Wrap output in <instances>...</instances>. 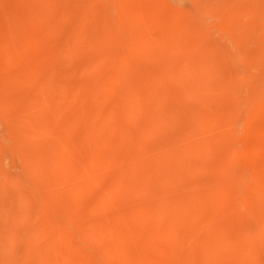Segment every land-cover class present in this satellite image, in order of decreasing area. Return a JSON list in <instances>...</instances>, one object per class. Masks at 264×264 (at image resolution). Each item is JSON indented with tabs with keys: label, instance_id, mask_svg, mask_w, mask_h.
<instances>
[{
	"label": "bare ground",
	"instance_id": "obj_1",
	"mask_svg": "<svg viewBox=\"0 0 264 264\" xmlns=\"http://www.w3.org/2000/svg\"><path fill=\"white\" fill-rule=\"evenodd\" d=\"M121 1L123 0H71L70 2L67 0L66 3L69 2V4L64 5V8L61 5L55 6L57 10H53L54 3L49 1L51 6L47 7H52L51 9L57 12V16L54 14L55 12L53 13L56 20L52 18L53 15L50 17L53 19V26L55 23L54 31L56 32L45 31L47 35L45 39L61 41L59 43L62 47L53 53L55 56L58 53L56 58H59L60 53L66 57L75 55L80 52L76 51V47L81 43H84L86 50L83 54L86 61L80 67L83 72H89V76L80 82L85 90L86 98L76 104L72 117L67 119L68 122L64 123L62 118L60 119L59 104L56 102L58 96L69 95L65 88L69 87L67 78L58 79L63 72L62 69L64 70L63 64L62 72H58L60 66L58 59L53 60L49 53L48 56L51 57L46 58L45 50L44 52L42 50L44 54L38 55L41 58L37 59L36 57L37 60L31 62L32 66L29 64L28 67L25 64L28 69L24 67L21 69V71L25 69L26 71L6 72L10 77L5 80V87H3H9L10 90L15 86L25 91V95L21 91L23 97L19 99L22 100L23 109L20 112L15 110L18 113L16 117L19 121L18 132H16L19 142L16 141V145L24 149L23 144L26 143V146L30 142H36L40 147L33 149L32 143L31 150L28 149L24 152L22 149V151L19 150V153L23 152L26 155V157L23 156L26 158V168H22L26 169L25 174L21 175L22 173L19 172L21 169H19V173L17 172L19 164H17V160L20 162L22 159L19 158L21 157L18 159L14 157L16 160L10 158L8 174L5 179L2 178L1 185L13 182L14 187L26 184L27 181L31 182L32 186L28 191L31 189L30 192L34 196L29 195V198L27 195L30 193L24 194L21 191L23 186L22 188L20 186L18 188L20 191H16V193L14 191L13 195L9 193L11 196L7 194L8 196L4 197L2 202L0 200V242L11 245L12 240L16 238L24 245V249H19L20 252L15 251L16 248L13 251L5 247V250L0 251V257L3 256L0 264H97V259L93 257L94 254L92 256L87 252L84 256L78 255L74 250V242L76 241L75 236H78L79 242L87 248L90 246L89 244L92 245L91 239H97L99 235L104 241L100 242L102 244L96 245H101L100 247L106 253V255L102 254L105 256V261L103 260L102 263L264 264V178L255 181L253 188L250 189L252 192L247 194L245 199L241 198V201L236 202L237 197L234 195L238 196L240 187L234 184L231 186V183L228 185L225 180V182L221 180L229 186L226 188L224 184L225 188L222 189L220 181H211V175L202 181L195 177L196 174L203 173L210 168L206 160L213 156L214 152H217L214 150L216 146L217 148L219 146L218 152L222 158L225 159L229 155L230 160L231 148L228 143L225 144L226 137L231 134L228 125L230 122L235 124L233 120L240 119V113L238 114L236 109V104L239 103L235 102V104L230 99L229 87L232 80L227 73L229 71L225 70V66L229 64H226L228 62L226 51L231 54L237 65L246 66L249 64V61L247 63L246 60L249 57L254 58V53L251 56L253 52L251 48L250 50L238 49L236 42L245 37L246 41L252 45L263 43L250 31L255 25L253 17L259 13L256 5L257 0H246V2L244 0V2L240 1L235 5L229 4L228 0H161L163 6L155 9L144 10L139 5L130 9L123 7V14L125 13L129 17L128 21L130 20L127 24L128 29L124 28L128 30L127 39L136 40L137 38L143 42L142 49L131 50L136 56H141L145 52L142 51L143 49L153 48L154 41L145 34L149 26L147 23L149 19L158 20L157 26L160 28L161 34L172 31L187 42L181 62L168 60L159 52H155L152 60L157 61L160 56L159 66L156 65L153 71H147L145 68L139 69L136 74L123 73L124 71L114 66L116 55L111 50L117 49L123 44L122 37L118 32L120 30L112 28L105 31V47L100 52L107 56L104 66L89 59L88 47L92 49L93 44L90 40L92 31H95V28L92 29L90 25L93 22L92 18H95L96 10L100 9L98 3L108 6L111 2ZM166 3L171 7H167ZM200 11L205 16L207 14L219 19L220 26L217 31L219 35L214 32L208 34L209 36L203 34L202 23L196 21V16L200 15ZM31 12L33 13V9ZM41 12L39 11V14ZM25 13L27 12L25 11ZM28 15L29 20L31 13ZM32 21L36 23V20ZM37 21L39 22V20ZM35 23L34 25H36ZM47 23L49 22H44L45 26H50L51 23ZM124 25L126 27V24ZM191 31L194 35L192 38L188 39L182 36L183 32ZM30 32L32 31L30 30ZM25 33L28 34L26 31ZM8 34L9 32L4 37L2 36L0 43V61H2L0 63L4 66L11 62L16 63L17 59L19 62L21 57V61L28 57L26 53L24 54L26 57L21 54L19 57V50L16 52L15 39L13 41L10 38L11 34L9 36ZM222 36L228 37V40L221 44ZM48 41L47 44H49ZM246 41L245 43L249 44ZM57 42L56 44H59ZM37 43L38 41L35 42V44ZM244 47H246L245 44ZM68 59L71 61L74 58L69 57ZM38 64L41 66L38 68L40 71L33 66ZM68 64L70 66V63ZM75 65L79 67L80 64ZM10 67L12 66L10 65ZM255 67L252 70L256 71L258 67ZM248 68L250 67L248 66ZM185 70L192 71L195 76V81L191 85H186L179 78ZM69 71H71L70 68ZM249 72L247 71V74ZM200 73H202L201 76H206L201 81ZM66 74L69 75V73ZM54 76L57 78L54 79ZM252 87H248V89L251 88V91L243 96V102L238 105V107L240 105L252 107L249 114L244 112L246 116H243L245 118L243 119L244 130H247L250 123L261 114L260 111L264 106V84ZM254 93H256L255 97ZM1 95L3 96V94ZM109 96H112L114 100L110 106H106L105 98ZM219 96H224L226 100L229 97V101H226L224 106L218 107L217 98ZM209 99L216 102V104L214 103L216 107L214 104L212 105L215 108L213 110L207 105L211 101L207 103ZM15 101L17 102V100ZM2 102L0 103L1 107L4 103ZM17 103L12 104L15 107ZM4 115L6 117L1 116L0 123H5L7 115L6 113ZM9 117L11 116L9 115ZM3 123L2 125L6 124ZM7 123L9 122L7 121ZM128 123L132 127L127 125ZM169 127L182 132L184 137L175 139L171 135V137L167 136L165 131ZM8 129L10 132V127ZM8 134L10 135V133ZM72 134H74L73 137ZM14 135L13 137H15ZM164 136L166 137L165 144L156 146L152 152L149 151L150 154L145 155L143 151H140L142 144L147 139ZM21 142L24 143L21 144ZM122 143H131L134 147L125 148ZM120 144L123 147L119 146ZM12 145L17 148L14 143ZM146 146L144 145V147ZM15 147H11V149ZM12 155L15 154L11 153L10 156ZM114 168L116 172L112 173L110 178L105 179L104 176L106 177L107 173L114 171ZM216 171L221 173L222 170ZM242 171L243 173L240 171L241 175H245L244 168ZM248 171L250 170L248 169ZM236 173L239 174L238 171ZM252 174H254L253 170L250 172V177ZM241 178L239 176L235 181ZM243 181H246L245 178ZM93 185L99 186L100 189L92 192ZM4 186L7 187V185ZM84 194L90 195L91 209L97 215L79 221L80 206L76 199ZM228 194H231L230 198L235 197V199L232 198L233 201H230ZM243 194L245 195V192ZM31 197H35V200L38 201L33 200V202ZM39 197L41 198L39 199ZM247 203L250 206L252 203L257 205L255 211L252 209L251 216L256 224L243 228L242 226L245 225H242L240 228L236 224L242 222L241 219L245 214L242 215V212L235 211V207L244 208L247 207ZM252 207L248 206V210ZM245 208L244 212L246 213ZM49 210H52V216L48 215ZM248 212L246 217L251 211ZM29 219H32L31 221L35 219L38 221V225L33 228H15L17 222ZM242 223L244 224V222ZM134 239L137 243L139 241L138 245H135L136 242L135 246L130 245ZM98 251L95 253L98 256L95 257H103L98 254ZM100 262L98 258V264Z\"/></svg>",
	"mask_w": 264,
	"mask_h": 264
},
{
	"label": "rangeland",
	"instance_id": "obj_2",
	"mask_svg": "<svg viewBox=\"0 0 264 264\" xmlns=\"http://www.w3.org/2000/svg\"><path fill=\"white\" fill-rule=\"evenodd\" d=\"M39 1V3H36V2H38ZM38 1H36V0H0V43H1V41H2V36L4 37V35H7V33L9 32V34H8V36L10 35V38H12L13 39V41H14V39H15V41H14V43L15 44H17V48H16V52H18V50H19V52H20V50H23V52H18V55H19V57H21V56H25L26 57V55L28 56V57H26L27 59L30 57L31 59H24V60H22L21 61V59H22V57L21 58H19L20 60H19V62H18V59H17V61H16V63L14 62V64H13V62H11L10 64H5L6 66H4V64L2 65V63H0L1 64V66H0V72L3 74V75H0V83H2V84H0V103L2 102L3 104H2V106L3 107H1L0 106V109H1V115H0V118H1V116H3V118H4V114L6 113V115H7V118H5V120L6 121H4L5 123H3V122H1L0 124L2 125V123L3 124H5V125H0V200H1V202L5 199L4 197H7L8 195H10L9 193H12L11 195H13V193H14V191H15V193H16V191H20L18 188L21 186V188H22V186H23V190L21 189V191H23V193L24 194H28V193H30V194H28L27 196H32L33 194L30 192L31 191V189H30V191H28L29 190V188H31V186H32V184H31V182H29V181H27L26 182V184H21L20 186L19 185H17L18 187H14L13 185H15L13 182H10V183H6V184H4L3 183V185H1L2 183H1V181L3 180V179H5V176L8 174V170H9V166H10V160L13 158V160L15 159L14 157H17L16 159H18L19 157H21V158H19L21 161L19 162L18 160H17V164H18V169H17V167H16V169H17V172L19 171V169H21L19 172H21L20 174L21 175H23V174H25L26 173V169H22V168H26L25 167V160H26V158H24L23 156H25L26 157V155H24V151L25 150H31L32 149V146H33V149H38L40 146L35 142H30V143H28L26 146H25V144H23L22 142H21V144H23V146H24V149H22L21 148V146H19V148H18V146L16 145V141L17 142H19L18 141V139H17V135H16V132H18V120H17V117H16V115L18 114L17 113V111H15V110H18V112H20L22 109H23V103H22V100H19V99H21L23 96H21L22 94H21V91H22V89H19V88H16L15 86H13L12 88H10V90H9V87H6V88H4L5 86H4V82H5V80L6 79H9V77H10V75L8 74V73H6V72H19V70H20V72H24V71H26V69H28L27 68V66L29 65V64H31V66H32V63L31 62H34V60H37V59H39V58H41V57H39L40 55L42 56L44 53V50H45V54H46V58H48V57H51L52 56V58H53V60L54 59H58V61H59V71L58 72H60L61 71V69L63 68V64H64V70L62 69V73L59 75V77H58V79L59 80H63V79H65V78H67V85H69V87L68 86H66L65 88L67 89V91L69 92V93H67V95L68 96H64V95H62V96H58L57 97V99H56V102L59 104V109H60V111H59V115H61V117H60V119L62 118V121H64V123H65V121H67L68 122V120H69V118H71L72 117V115H73V111H74V108L76 107V104H79V103H81L82 101H83V99L84 98H86V95H85V90H83L84 88H83V86L82 85H80V82H83L82 80L83 79H86V77H88L89 76V72H83L81 69H80V67H81V64H83V62H85L86 61V59H84L83 58V54H84V51H86L85 50V45H84V43H81L78 47H76V51L78 52V51H80V52H78V53H76L75 55H77V56H75L74 54H72V55H67V57L66 56H64L63 54H59V58H60V60H59V58H56V57H58V53H57V55L55 56L53 53H56L57 51H59L60 50V48L62 47V45L60 44L61 43V41L58 39V42L57 43H59V41H60V43L59 44H56V42L55 41H48V40H46L45 39V37L47 36L46 35V32L45 31H49V30H51L53 33L54 32H56V31H54L55 30V23H54V26H53V19H55L56 20V16H57V12L56 11H53V10H57V7H55V6H58V5H61L63 8H64V5H68L69 4V2L71 1V0H69V2L68 3H66V1L67 0H47L46 1V3H45V0H38ZM49 1H52L51 3L53 4V10L51 9L52 7H50V8H48L47 6H51V5H49L50 4V2ZM54 1V2H53ZM55 1H56V3H55ZM240 1H243L244 2V0H231V1H229L228 0V3L229 4H231V5H235L236 3H238V2H240ZM258 1V2H257ZM256 1V5H257V8H258V11H259V13H257L256 15H255V17H253L254 18V20H253V23L256 25H254V27H253V29L252 30H250L251 32H253L254 33V35H256L257 37H258V39H260L261 41H263V43L262 44H257V45H252L250 42H248V41H246V39H245V37L241 40H238V42H236V44L238 45V49H242V50H250V48H251V50L253 51H251L252 53H251V56H252V54H253V57L254 58H252V57H249V59H247L246 61H247V63H248V61H249V64H247L246 66L245 65H237L236 64V62H234V59L232 58V56H231V54L230 53H228V51H226V56L228 57V59H227V61L228 62H226V64L227 63H229V64H227L226 66H225V70L227 71H229V72H227L228 73V75H230V79L232 80L231 81V85H230V87H229V89H230V91L229 92H231V97H230V99L232 100H230L231 102H238L239 104H241L242 102H243V100L242 99H244V95L245 94H249V92L251 91V88H253L252 86H255V85H263L264 84V72H263V69H264V0H257ZM47 2H48V4H47ZM245 2H246V0H245ZM43 3H45L44 5H46L45 7H44V5H42ZM57 4V5H56ZM99 5H98V7L100 8V9H97L96 10V13H95V18L93 19L92 18V20H93V22H91V25L90 26H92V29H94L95 28V31H92V34H91V40H90V42H91V44H93L92 45V49L91 48H89L88 47V53L90 54L89 55V59H91V60H95V63L96 62H98V63H101V66H104L105 64H106V54L105 53H103V54H100V52L104 49V47H105V45H104V34H105V31H108L109 29H112L113 28V30H120V31H118L120 34V37H122L121 39H122V43L123 44H121V47H118L117 49H113V50H111V52H115V55H116V62L114 63V66H116V67H118V68H120L122 71H124L123 73H127L128 72V74H136L137 73V71L139 70V69H146L147 71H153L154 70V68H156V65L157 66H159V60L161 59L160 58V56H159V58H158V60L157 61H154V60H152L153 59V56H154V53L155 52H159L160 53V55L161 56H164L166 59H168V60H173V61H176V62H181V59L183 58V56H184V54H185V49H186V44H187V42H185V39H181L180 37H178L174 32H172V31H170L171 33H169V32H167L166 34H164L165 32H162V34H161V30H159L160 28L157 26L158 25V20L157 19H155V18H153V19H155V20H153V19H149L148 21H147V23H149L148 25V28H147V30H146V32H145V34H146V36L147 37H149V39L150 40H152V41H154V43H153V48H151V49H149V48H147V49H143L142 51H145V52H143V54H141V56H136L131 50H133L134 51V49H136V50H138V49H142L141 47L143 46V42H140L141 40H137V38H136V40L134 39H130V38H128L127 39V33H128V27H127V24H129V21H128V19H129V17L128 16H126L125 15V13L123 14V7H124V9L125 8H133V6H140V8H142V9H144V10H149V9H155V8H157V7H161V6H163V4H162V2H161V0H123V1H121V2H118V3H110L108 6H107V4H106V6H105V4H103V3H98ZM29 7H27V6ZM166 5H167V7H171L168 3H166ZM26 6V7H25ZM259 6V7H258ZM121 7H122V9H121ZM20 8V9H19ZM48 8V9H47ZM56 8V9H55ZM32 9H33V13L31 12L32 11ZM50 9H51V11H50ZM31 10V11H30ZM35 10V11H34ZM25 11L29 14V13H31V16L29 17V20H28V14L27 13H25ZM30 11V12H29ZM38 11V12H37ZM39 11L41 12V11H43V12H45L46 14H48L49 16H47L45 13H43V12H41L40 14H39ZM122 11V12H121ZM55 12V13H54ZM35 13V14H34ZM50 13H52V14H50ZM56 15H54V14ZM33 14V15H32ZM35 15V16H34ZM41 15V16H40ZM44 15V16H43ZM51 15V16H50ZM52 15H53V17H52ZM24 16H25V18H24ZM27 16V17H26ZM45 16H46V18L47 17H52V18H48V19H46L45 18ZM121 16V17H120ZM123 16V17H122ZM34 17V18H33ZM197 18V20L196 21H200V23H202V25H203V34H205V35H208V34H213V32L214 33H217V31H218V29H219V19H217V18H215V17H211L210 15H207L206 14V16H205V14H203L201 11H200V15L199 16H196ZM14 18H16V19H14ZM38 18V19H37ZM127 18V19H126ZM205 18V19H204ZM18 19V20H17ZM51 19H52V21H51ZM202 19V20H201ZM214 19V20H213ZM23 20V21H22ZM32 20H36V23H35V21L33 22ZM37 20H39V22L40 21H42V22H38ZM10 21H12V22H10ZM49 22V23H47V24H50V26H51V28H50V26H45V24H44V22ZM126 21V22H125ZM128 21V22H127ZM150 21V22H149ZM157 21V22H156ZM195 21V19L193 20V22ZM203 21V22H202ZM15 22V23H14ZM32 22V23H31ZM152 22V23H151ZM154 22V23H153ZM11 23V24H10ZM13 23V24H12ZM18 23V24H17ZM30 23L31 24H33L32 26L30 25ZM34 23L36 24V25H34ZM37 23H39L38 25H37ZM122 23H123V25H122ZM157 23V24H156ZM205 23V24H204ZM263 23V24H262ZM43 24H44V27H43ZM124 24H126V27H125V25ZM18 25V26H17ZM20 25V26H19ZM120 25H121V27H120ZM12 28H11V27ZM27 26V27H26ZM37 27V28H33V27ZM38 26H39V28H38ZM118 28H117V27ZM46 27V29H44ZM149 27H151V29H149ZM263 27V28H262ZM10 28V29H9ZM17 28V29H16ZM30 28V29H29ZM41 28H43L42 30H41ZM120 28H122V29H120ZM124 28H127V29H124ZM217 29V30H216ZM255 29V30H254ZM258 29V30H257ZM30 30L32 31V32H30ZM34 30V31H33ZM122 30V31H121ZM24 31V32H23ZM25 31L26 32H28V34L27 33H25ZM42 31H43V33H42ZM127 31V32H126ZM22 32V33H21ZM30 32V33H29ZM35 32H37L36 34H35ZM45 32V33H44ZM211 32V33H210ZM25 33V34H24ZM91 33V32H90ZM239 33V32H238ZM20 34V35H19ZM24 36H23V35ZM188 34V35H187ZM240 34V33H239ZM249 34L251 35V33L249 32ZM19 35V36H18ZM217 35H219V33H217ZM241 36H243V34H240ZM246 35V34H245ZM182 36H184L185 38H188V39H190V38H192L194 35H193V32L191 31V32H183V34H182ZM209 36V35H208ZM157 37V38H156ZM223 37V36H222ZM220 38V43L222 44V42H227V40H228V37H223V38ZM152 38H154V39H152ZM226 38V39H225ZM128 41H127V40ZM244 39H245V41L246 42H248L249 44H247V43H245V41H244ZM263 39V40H262ZM18 40V41H17ZM46 40V41H45ZM124 40V41H123ZM36 41H38V43L37 44H35V42ZM47 41H48V43L49 44H47ZM243 41H244V43H243ZM21 42V43H20ZM41 42V43H40ZM43 42H45L46 43V45H45V43H43ZM89 42V43H90ZM219 42V41H218ZM28 43H29V45H28ZM32 43H33V46H32ZM51 43V44H50ZM243 43V44H242ZM24 44V45H23ZM27 44V46H25ZM43 44V45H42ZM244 44H245V46L246 47H244ZM20 45V46H19ZM239 45H241V46H239ZM250 45V46H249ZM261 46V47H259V46ZM23 46V47H22ZM58 46H60V47H58ZM243 46V47H242ZM259 48V50H258V48ZM247 48V49H246ZM257 48V49H256ZM263 48V49H262ZM55 49H57V50H55ZM262 49V50H261ZM42 50H43V52H42ZM152 50V51H151ZM261 50V51H260ZM53 51H55V52H53ZM259 51V52H258ZM117 52V53H116ZM147 52V53H146ZM257 52V54H255ZM262 52V53H261ZM26 53V55H24ZM48 53L51 55V56H48ZM20 54H21V56H20ZM23 54V55H22ZM53 54V55H52ZM227 54H229V55H227ZM263 54V55H262ZM16 55H17V53H16ZM17 55V56H18ZM30 55V56H29ZM39 55V56H38ZM144 57H143V56ZM256 56V58H255V56ZM33 58H35V59H33ZM119 56V57H118ZM121 56V57H120ZM36 57H37V59H36ZM74 58V59H71V61L68 59V58ZM114 57V56H113ZM140 57V58H139ZM64 58V59H63ZM252 60H251V59ZM88 59V58H87ZM119 59V60H118ZM230 59H231V63H230ZM254 59V60H253ZM258 59V60H257ZM63 62H62V61ZM133 61V63H134V65H133V63H131L132 61ZM146 60V61H145ZM24 61H26V62H24ZM29 61H30V63H29ZM64 61H65V63H64ZM258 61V62H257ZM0 62H2V61H0ZM67 63V64H66ZM68 63H70V66H69V64ZM27 66H26V65ZM34 64V63H33ZM75 64H80L79 65V67H77V65H75ZM178 64V63H177ZM251 64V65H250ZM10 65L12 66V67H10ZM22 65V66H21ZM23 65H25V66H23ZM67 65V66H66ZM71 65H73V66H71ZM75 65V66H74ZM232 65H234V66H232ZM258 65V66H257ZM33 66H35V68L37 69V70H39L40 71V69H38L39 67H41L39 64L38 65H33ZM37 66V67H36ZM107 66V65H106ZM185 66H187V65H185ZM232 66V67H231ZM248 66L250 67V68H248ZM258 67V68H256V67ZM3 67V68H2ZM22 67V68H21ZM23 67L24 68H26L25 70H22L21 71V69H23ZM29 67V66H28ZM61 67V68H60ZM66 67V68H65ZM72 67H73V69H72ZM77 69H76V68ZM134 67V68H133ZM235 67V68H234ZM256 68V71L255 70H252L253 68ZM9 68V69H8ZM69 68H70V70L71 71H69ZM75 68V69H74ZM187 68V67H186ZM231 68V69H230ZM243 69V70H242ZM247 69H249V70H247ZM251 69V70H250ZM66 70V71H65ZM240 70V71H239ZM249 72L248 74H247V71ZM258 70H259V72H258ZM30 71V70H29ZM129 71H132V72H129ZM241 71H243V72H241ZM256 72H258L257 73V75H255V73ZM0 73V74H1ZM5 73H6V75L8 76V78H7V76L5 75ZM66 75H64V74ZM66 73H69V75L68 74H66ZM235 73V74H234ZM263 73V74H262ZM201 74L202 73H200V81L204 78H206V76H201ZM12 75H14V74H12ZM63 75V76H62ZM262 75V76H261ZM2 76V77H1ZM64 77V78H63ZM3 78V80H1ZM54 79H56L57 77L56 76H54L53 77ZM180 79H181V81L182 82H184L186 85H191V84H193V82L195 81V76H194V74L192 73V71H190V70H185V71H183L182 72V74H180V77H179ZM255 78V79H254ZM263 79V80H262ZM251 80V81H250ZM254 80V81H253ZM256 80V81H255ZM53 81V80H52ZM168 81V80H167ZM62 82H64V81H62ZM250 82V83H249ZM4 86V87H3ZM121 86H122V84H121ZM250 86L251 88H249L248 89V87ZM68 87V88H67ZM13 88H14V90H13ZM5 89V90H4ZM71 89H72V91H71ZM167 90H169V89H167ZM6 91V92H5ZM7 91H9L10 93H8ZM2 92V93H1ZM248 92V93H247ZM7 93V94H6ZM22 93H23V95H25V91L23 90L22 91ZM1 94H3V96L1 95ZM256 93H254V97L256 96L255 95ZM18 95V96H17ZM82 95V96H81ZM7 96V97H6ZM13 96H14V98H13ZM236 96V97H235ZM257 96H258V93H257ZM10 98H12V99H10ZM239 98V99H238ZM17 100V102L15 101V100ZM107 101V103H106V106H110V104H111V102H112V100H114V98L111 96H109V97H106L105 98ZM229 99V97L227 98V100H226V98L224 97V96H219L218 98H217V105H218V107H221V106H224V104H225V102L226 101H229L228 100ZM235 99V100H234ZM9 102H8V101ZM13 100H14V102H13ZM211 99H209L208 101H207V103L210 101ZM242 100V101H241ZM6 101V102H5ZM241 101V102H240ZM8 102V103H7ZM76 102V103H75ZM5 103H6V106H5ZM12 103H17V106H15L14 107V104H12ZM22 105H21V104ZM216 104V102H215V100H211L210 101V103H208L207 105H208V107L209 108H211L212 110L213 109H215L212 105L213 104ZM235 103V104H236ZM7 104H9V105H7ZM10 104H12V105H10ZM214 104V105H215ZM239 104H236L237 106H236V109L238 110V114L240 115L239 117H240V119H235V120H233L234 122H235V124H232V122H230V126H231V124H232V126L230 127L229 125H228V127H229V129H230V132H231V134H230V136L228 135L227 137H226V142H225V144L226 143H228V145H230V160H229V155L224 159V158H222V156H221V154H219V152H218V149L220 150V148H219V146H218V148H217V146L216 147H214L215 149L214 150H217V152H214V154H213V156H211L209 159H207L206 161V163H208L209 165V169L208 170H206V171H204L203 173L202 172H200V173H198V174H196V176L195 177H197V178H200V180L202 181V180H206V178H208L210 175H211V177H210V179H211V181L212 180H217V181H220L221 183H220V185H221V188L223 189V187L226 185V183H228V185H230V183H231V186H233V184L234 185H236V186H238V187H240V188H238V190H239V194H238V196L237 195H234V196H236L237 198L235 199V197L233 198V199H235V201L237 202V201H241V198L243 199L244 197L246 198L247 196V194H249V193H251L252 192V190H250V189H252L253 188V184H254V182L255 181H257L258 179H260V178H264V106L262 107V109H261V111H260V115H258L257 116V118L254 120V121H252L251 123H250V125L248 126V129L247 130H244L245 129V124H243L244 123V120L243 119H245L244 117H246L245 116V114H244V112L246 113V114H249L251 111H252V107L251 108H248V107H246V106H243V105H240V107H238V105ZM210 105V106H209ZM14 107V108H13ZM16 107H17V109H16ZM20 107V108H19ZM215 107H216V105H215ZM13 108V109H12ZM10 109V110H9ZM12 109V110H11ZM240 109H242V110H240ZM245 109H246V111H245ZM2 110H4V111H2ZM251 110V111H250ZM6 111V112H5ZM11 112V113H9V112ZM243 111V112H242ZM14 112V113H13ZM16 113V114H15ZM3 114V115H2ZM15 114V115H14ZM244 114V115H243ZM9 115L11 116V117H9ZM14 117H13V116ZM244 116V117H243ZM6 117V116H5ZM2 118V119H3ZM14 118H15V120H14ZM68 119V120H67ZM4 120V119H3ZM240 120V121H239ZM0 121H1V119H0ZM7 121L9 122V123H7ZM236 121H239V122H236ZM133 123V122H132ZM14 124H16V125H14ZM14 125V126H13ZM127 125H130L131 126V124L130 123H128ZM132 125H134V123L132 124ZM241 125V126H240ZM6 126V127H5ZM10 127V132H9V128ZM13 127V128H12ZM132 127V126H131ZM6 128V129H5ZM17 128V129H16ZM170 128V129H169ZM169 128H167V130L165 131V133L167 134V136H169V137H171V136H173V138H175V139H180V137L182 138V137H184V134L182 133V132H178L177 130L175 131V129H171V127H169ZM233 128V129H232ZM78 129V128H77ZM232 129V130H231ZM239 129V130H238ZM14 131L15 133H11L12 131ZM79 130V129H78ZM5 131V132H4ZM8 131V132H7ZM168 131H169V134H168ZM174 131V132H173ZM232 131H234V132H232ZM243 132V133H242ZM248 132V133H247ZM8 133H10V135L8 134ZM172 133V134H171ZM181 133V134H180ZM12 134V135H11ZM15 134V135H14ZM179 134V135H178ZM242 134V135H241ZM13 135L15 136V137H13ZM73 135L74 134H72V137H73ZM76 135V134H75ZM171 135V136H170ZM176 135V136H175ZM181 135V136H180ZM7 136V137H6ZM11 136V137H10ZM166 136V135H165ZM162 137V138H149V139H147V141H145L143 144H142V147H141V152L143 151L144 152V154L146 155V154H150L149 153V151H153L155 148H156V146H162V145H164L165 144V142H166V137ZM175 136V137H174ZM13 137V138H12ZM5 138H7V139H5ZM244 138V139H243ZM11 139V140H10ZM15 139V140H14ZM75 139H77V137H75ZM8 141H10V142H8ZM11 141H13V142H11ZM255 141V142H254ZM241 142V143H240ZM252 142V143H251ZM12 143H14L16 146H17V148L15 147V146H13L12 145ZM32 143H33V145H32ZM10 144V145H9ZM125 144V145H124ZM246 144V145H245ZM12 145V146H11ZM32 145V146H31ZM36 145H37V147H36ZM122 145L125 147V148H129V149H131V148H133L134 146H132V144L131 143H122ZM121 144L119 145V146H122ZM144 145L146 146V147H144ZM9 146H10V148H9ZM118 146V147H119ZM122 146V147H123ZM132 146V147H131ZM11 147H15L14 149L12 148L11 149ZM36 147V148H35ZM255 148V149H254ZM11 149V150H10ZM23 150V152L22 153H19L20 151H22ZM7 150V151H6ZM20 150V151H19ZM147 150V151H146ZM17 151V152H16ZM244 151V152H243ZM16 152V153H15ZM11 153L13 154H15V155H12V156H10L11 155ZM20 155H19V154ZM232 153V154H231ZM247 153V154H246ZM8 154V155H7ZM18 154V155H17ZM6 155V156H5ZM107 156V155H106ZM3 157V158H2ZM6 157V158H5ZM11 158V159H10ZM106 158V157H105ZM7 159V160H6ZM15 159V160H16ZM24 159V160H23ZM229 160V161H228ZM5 162V163H4ZM24 162V163H23ZM225 162V163H224ZM225 164H226V166H227V168H226V166H225ZM24 166V167H23ZM220 166V167H219ZM225 166V167H224ZM230 166V167H229ZM239 166V167H238ZM21 167V168H20ZM243 168H244V170H245V175H246V173H247V175H246V177H248V178H246L245 177V175L244 174H242L241 175V172L243 173ZM117 169V168H116ZM238 169V170H237ZM240 169V170H239ZM250 170V171H248L247 172V170ZM216 170H222L221 171V173H223L222 175H221V173L219 172V171H216ZM225 170V171H224ZM253 170V172H254V174H252V177H250V172ZM239 172V174H237L236 172ZM241 171V172H240ZM4 172H6V173H4ZM18 172V173H19ZM24 172V173H23ZM116 171H115V168H114V171H112V172H110V173H107V176L105 177L104 176V178L105 179H107V177L108 178H110L114 173H115ZM228 172V173H227ZM113 173V174H112ZM212 173H213V175H212ZM214 173H216V174H214ZM218 173V174H217ZM219 173H220V175H219ZM227 173V174H226ZM236 173V174H235ZM20 174H18V175H20ZM206 175V176H205ZM216 175H218V177H219V179H217L218 177H216ZM236 175V176H235ZM242 177L240 180H238L237 179V181H235V179L237 178V177ZM213 177H215V178H213ZM236 177V178H235ZM3 178V179H2ZM244 178H245V180L246 181H243L244 180ZM210 179H208V180H210ZM234 179V180H233ZM226 181V183H223L222 181ZM231 180V181H230ZM224 181V182H225ZM239 181V182H238ZM248 181V182H247ZM9 184H11V186H9ZM31 184V185H30ZM225 184V185H224ZM249 184V185H248ZM4 185H7V187L6 186H4ZM25 185V186H24ZM224 185V186H223ZM228 185H226V188H228L229 186ZM97 185H93V187H92V192H96V191H98L99 189H100V187L99 186H97ZM236 186H234V187H236ZM6 188V189H5ZM225 188V187H224ZM3 189V190H2ZM13 192H12V191ZM24 190H26V191H28V192H26L25 193V191ZM96 190V191H95ZM243 190V191H242ZM46 190H44V192H45ZM241 192V193H240ZM245 192V195L243 194ZM46 193V192H45ZM8 194V195H7ZM43 194V193H42ZM10 195V196H11ZM231 194H228V197L230 198L231 196H230ZM243 197H242V196ZM30 196H29V198H30ZM34 196V195H33ZM32 196V197H33ZM42 196H44V195H42ZM31 197V199H32V201L34 200L35 202H36V200H35V197L34 198H32ZM239 197V198H238ZM41 197H39V199H40ZM228 198V199H229ZM232 198H230L229 200L230 201H233L232 200ZM244 198V199H245ZM33 201V202H34ZM38 201V200H37ZM76 202L78 203V205L80 206V212H79V221H84L86 218L87 219H89V218H92V217H94V216H96L97 215V213L96 212H94V211H92V209H91V197H90V195L89 194H84V195H82V196H80V197H78L77 199H76ZM51 204V203H50ZM252 204L254 205L253 207H252ZM251 204V206H250V204H248L247 203V207L245 208V211H246V213L244 212V208L243 207H241V206H236V207H238L239 209H237L236 207H235V211H237V212H239V213H241L242 212V215H244V217L241 219L242 220V222H244V224L242 223V222H239L240 224H236V226H238V227H240L241 228V226L242 225H245V226H242V228L243 227H246V226H254L255 224H256V221H254L253 219H252V214H253V211H252V209L255 211L257 208V205H255L254 203H252ZM236 205H237V203H236ZM89 206V207H88ZM248 206L249 207H252V208H249V210L251 211H249L248 210ZM256 206V207H255ZM91 209V210H90ZM242 209V210H241ZM250 212V214H248L249 216V219H248V217H246L247 215V210ZM82 210V211H81ZM248 212V213H249ZM52 214V210H49V212H48V215L50 216ZM91 214V215H90ZM96 214V215H95ZM52 216V215H51ZM251 218V219H250ZM86 219V220H87ZM30 220V221H29ZM29 220H27V221H19V222H17L16 224H15V228H17V229H23V228H25V227H28V228H33V227H36L37 225H38V221H36L35 219H33V221H31L32 219H29ZM240 220V221H241ZM252 220V221H251ZM251 221V222H250ZM35 222V223H34ZM21 224H23V225H21ZM247 224V225H246ZM252 224H254V225H252ZM67 225V224H66ZM24 226V227H23ZM16 229V230H17ZM5 236V235H4ZM6 237V236H5ZM98 237V238H97ZM96 238L97 239H95V238H92L91 239V241H90V243H92V245L91 244H89L90 246L89 247H87V248H85L84 247V245L82 244V243H80L79 242V237L78 236H75V242H74V250H75V252L78 254V255H80V256H84L87 252H89L90 254H92V256H93V254H94V258H96L97 259V264H98V258H99V264H110L109 262L108 263H106V262H103L102 263V261L104 260V257L105 256H103V255H106V253H105V250L103 249V248H101L99 245H96V244H102V243H100V242H103L104 240H102L103 238H101V236L99 235V236H97ZM101 241H100V240ZM19 239H13L12 240V244L11 245H7V244H5L4 242L2 243V242H0V251H3V250H5V247H6V249L7 248H10V249H12L13 251H14V249H15V251L17 250V251H19V249H24V245L22 244V242L19 240ZM99 240V241H98ZM137 240V239H136ZM18 241V242H17ZM138 241V240H137ZM134 242V243H133ZM135 239H134V241L132 240L131 242H130V245H134L135 244ZM21 244V246H20V244ZM132 243V244H131ZM137 243V242H136ZM96 246H95V245ZM139 244V241H138V243L137 244H135V245H138ZM96 247H94V246ZM134 245V246H135ZM93 247V248H92ZM98 247V248H97ZM100 248V249H99ZM93 249H95V250H93ZM96 249H98V250H96ZM20 250V251H21ZM100 250H101V252H100ZM19 251V252H20ZM91 251H93V252H91ZM95 251V252H94ZM97 251H98V254L99 255H101V256H103V257H95V256H98L97 254H95V253H97ZM103 254V255H102ZM101 258V259H100ZM103 258V259H102ZM1 259H3V256L1 255V257H0V261H1ZM105 261V260H104ZM120 262V261H119ZM111 264H113V262L111 263Z\"/></svg>",
	"mask_w": 264,
	"mask_h": 264
}]
</instances>
